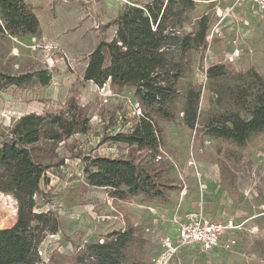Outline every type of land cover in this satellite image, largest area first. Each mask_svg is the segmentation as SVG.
Listing matches in <instances>:
<instances>
[{
  "label": "rangeland",
  "instance_id": "obj_1",
  "mask_svg": "<svg viewBox=\"0 0 264 264\" xmlns=\"http://www.w3.org/2000/svg\"><path fill=\"white\" fill-rule=\"evenodd\" d=\"M30 1L25 4L36 10L38 19L34 34L5 32L0 14V145L18 117L59 109L70 96L86 110L88 128L57 145L52 163L62 159L63 164L50 167L41 180L34 210L42 218L30 224V238L37 243L12 231L17 200L0 192V264H21L27 258L34 264H76L78 257L87 256L91 243L127 225L138 237L134 253L148 264L160 251L165 232L175 229L173 221L160 220L170 198L178 199L173 194L183 197L184 208L229 215L237 227L228 234L235 239L228 261L191 246L171 264H264V130L241 144L207 132L210 125L232 115L250 117L253 97L264 84V15L253 6L240 9L234 0ZM247 9L253 15L244 13ZM124 17L129 35L127 44L118 42L119 72L133 49L174 63L183 58L175 117L153 118L161 140L158 152L152 157L143 148L135 154L136 162L149 164L171 187L164 200L120 196L110 187L86 183V157H126L129 146L112 136L130 131L141 113L131 87L109 81L99 86L83 79L90 52L98 43L117 38V21ZM203 26V41L190 40L192 46L182 56V42L197 38ZM32 72L50 73L51 78L44 85L36 79L20 85L7 82L8 76ZM190 83L200 87L193 127L182 120ZM202 179L212 184L205 186ZM204 197L211 198L205 203ZM184 213L179 207L175 216Z\"/></svg>",
  "mask_w": 264,
  "mask_h": 264
},
{
  "label": "trees",
  "instance_id": "obj_2",
  "mask_svg": "<svg viewBox=\"0 0 264 264\" xmlns=\"http://www.w3.org/2000/svg\"><path fill=\"white\" fill-rule=\"evenodd\" d=\"M0 14L5 22V29L11 32L21 31L34 34L38 30V19L24 0H0ZM155 20L156 15H152ZM117 38L110 42L98 43L90 52L83 79L91 80L99 86L107 81L118 87L129 86L133 89L141 113L128 132H118L112 139L129 146L126 157L95 156L86 157L89 164L84 166L86 183L96 187H110L120 196L125 194L140 195L148 199H166L171 187L163 182L160 173L151 169L147 163L136 162L135 154L146 148L152 157L158 152L160 144L159 128L153 119L157 116L171 121L175 117V97L178 78L184 71L182 60H173L143 53L133 49L127 55L121 72L115 60L121 45L127 44L129 35L128 18L117 21ZM206 27L203 26L197 38L182 42L181 55L185 56L192 46L203 41ZM110 56L105 64L106 52ZM222 68V66H219ZM214 69H210L211 72ZM50 73L32 72L20 76H8L7 82L20 85L36 79L44 85L49 82ZM200 87L189 84L182 106L183 123L193 127L197 118ZM254 106L250 117L243 119L232 115L224 122L210 125L207 132L241 144L252 133L264 130V84L254 95ZM86 110L70 96L59 109L41 113L29 112L18 117L0 145V192L10 193L17 200V219L12 231L23 240L30 238V224L40 220L42 215L35 212V195L40 190V183L46 170L53 165L63 164L57 157L56 147L61 141L75 133L86 132L88 118ZM43 145L44 149L41 148ZM85 188L86 186L83 185ZM126 187V189H121ZM135 229L127 225L123 230H113L103 242L89 245L87 256L81 255L76 264H144L134 253L138 244ZM21 264H34L30 258Z\"/></svg>",
  "mask_w": 264,
  "mask_h": 264
},
{
  "label": "built area",
  "instance_id": "obj_3",
  "mask_svg": "<svg viewBox=\"0 0 264 264\" xmlns=\"http://www.w3.org/2000/svg\"><path fill=\"white\" fill-rule=\"evenodd\" d=\"M235 3L249 2L259 11H264V0H234ZM239 50L235 49L234 54ZM177 225L176 238L166 234L161 238V249L153 254L148 264H171L179 253L188 248L197 246L201 253L215 250L217 256L227 260L233 250L235 239L228 235L229 231L237 226L232 219L226 221L213 220L202 212L190 211L182 219L175 221ZM103 238L99 242H103ZM180 264V263H179Z\"/></svg>",
  "mask_w": 264,
  "mask_h": 264
},
{
  "label": "crops",
  "instance_id": "obj_4",
  "mask_svg": "<svg viewBox=\"0 0 264 264\" xmlns=\"http://www.w3.org/2000/svg\"><path fill=\"white\" fill-rule=\"evenodd\" d=\"M45 1H48V0H45ZM24 2L25 3H30L31 1L30 0H24ZM240 9H245V7H249V6H253L257 11H259L258 9H257V7L254 5V4H252V3H249V2H242V3H240ZM29 7V6H28ZM31 10V9H30ZM34 14H35V16L37 15L36 14V10L35 9H32L31 10ZM260 13H261V15L263 16L264 15V11H259ZM244 13H246V14H248V15H253V13H252V11H248V9L244 12ZM37 17V16H36ZM1 25H2V23H0ZM2 27H3V30L5 31V32H7V30L4 28V26L2 25ZM1 32H2V30H0V34H1ZM13 50L14 49H17V47H13L12 48ZM18 50V49H17ZM230 56H231V54H230ZM229 56V57H230ZM12 76H14V75H12ZM26 114V113H25ZM200 178H201V175H200ZM200 181H201V179H200ZM202 181L204 182V185L206 186V185H208V184H212V181L211 180H208V179H202ZM244 191L243 190H241L240 191V194L241 195H243V194H245V193H243ZM173 197H175V198H178L176 201L171 197L170 198V202H169V208L167 209V212H166V215H163V216H161V218H160V220L161 221H163V223H166L167 221L169 222V221H173L174 222V224H175V229H174V231H170V230H168V231H166L165 232V235L166 234H168V235H170L171 237H174V239L176 238V234H177V225H176V223H175V221L177 220V219H182L183 217H184V215L186 214V213H188V212H190V211H192L193 209L191 208V207H189V208H187V207H183V203H182V198L183 197H181V198H179L178 197V195H176V194H173ZM206 198H208V197H204V199H203V201L206 203L207 201L206 200H210V198L211 197H209V199H206ZM208 203H209V201H208ZM170 205L173 207L172 209L170 208ZM179 207H181V211H183V212H186V213H184L183 215H178L177 217L175 216V211H176V208H177V210L179 209ZM209 214V215H208ZM208 214H205L207 217H209V218H211V219H213V220H216V221H226L227 219H232L233 220V222L234 223H236V221H235V218H233V217H231V216H223L222 214L221 215H215L214 213H208ZM121 216H123L122 214H121ZM122 217H120V219H121ZM122 220V219H121ZM167 222V223H168ZM237 224V223H236ZM126 228V227H125ZM124 227H120L119 228V230L121 229V230H123V229H125ZM193 247H195V248H197V250H198V252L199 253H201L200 251H199V249H198V247L197 246H193ZM233 251V250H232ZM206 253H212L218 260H220V261H224V262H226V261H228L229 259V257L230 256H228L227 257V260H222L219 256H217L216 255V253H215V250H213V251H209V252H206ZM231 253V252H230Z\"/></svg>",
  "mask_w": 264,
  "mask_h": 264
}]
</instances>
